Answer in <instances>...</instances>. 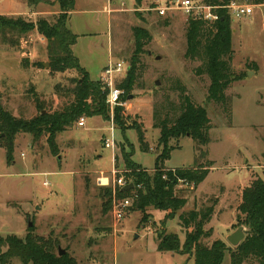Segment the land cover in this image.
I'll return each instance as SVG.
<instances>
[{"label": "rangeland", "instance_id": "obj_1", "mask_svg": "<svg viewBox=\"0 0 264 264\" xmlns=\"http://www.w3.org/2000/svg\"><path fill=\"white\" fill-rule=\"evenodd\" d=\"M13 1L0 0V15ZM119 1L79 0L70 15L69 28L78 36L74 54L92 80L100 78L111 59L130 68L135 51V27L146 28L151 33V40L140 54L138 80L129 90L128 102L109 105L110 120L85 116V126L77 121L73 127L56 134L57 153L51 150L47 134L36 139L29 133L18 134L11 162L6 149L0 147V233L4 237L23 238L31 221L37 234L45 237L52 234L58 246L79 264H177L179 261L188 264V258H193L190 254L164 257L158 253L157 237L176 233L184 242L180 214L216 203L205 226L211 235L204 242L210 245L221 239L230 245L226 234L232 233L245 218L239 212L244 188L257 179L264 182V4L238 0L256 5L254 14L231 18L235 50L232 68L245 76L226 91L232 97L230 120L219 105L207 98L209 77L194 72L201 62L185 57L189 16L182 12L159 16L153 8L155 0H124L126 4L121 9L125 10L110 17L108 7H115ZM25 3L53 9L52 0H42L36 5ZM19 11L4 15L36 21L41 17L53 19L59 13ZM254 64L257 70L252 69ZM50 66L48 40L36 29L19 33L0 28V102L14 115L26 119L36 116L34 96H39L50 111L62 109L73 101L72 89L78 72L52 71ZM248 71L254 72L249 76ZM178 81L196 103L206 106L213 124L211 142L198 148L197 142L188 136L173 140L172 144L178 146L164 165L189 167L196 161L209 159L214 162L211 172L196 188L183 182L176 185V194L188 199L182 210L171 212L148 207L144 213L131 209L115 225L112 198L110 208L106 194L108 189L112 192L114 171L125 172L123 157L130 153H134L132 160L153 171L162 152L158 148L160 130L154 127V111L159 109L164 117L170 102L179 105ZM116 108H122L125 132L114 122ZM134 121L143 124L149 151L141 149L137 131L132 128ZM106 138L115 140L114 148L105 147ZM12 264L21 263L15 259ZM222 264H231L229 253Z\"/></svg>", "mask_w": 264, "mask_h": 264}, {"label": "trees", "instance_id": "obj_2", "mask_svg": "<svg viewBox=\"0 0 264 264\" xmlns=\"http://www.w3.org/2000/svg\"><path fill=\"white\" fill-rule=\"evenodd\" d=\"M29 5H36L42 0H23ZM60 7V12L53 19L41 17L36 21L26 20L24 17H6L0 15V28H8L19 33L37 30L48 40L50 69L57 72L75 70L79 76L74 80L72 89L74 99L62 109L50 111L46 108L39 96H34L38 114L26 119L14 115L0 102V147L7 151V159H14L16 139L20 133H29L36 139L42 134L48 135V142L54 153L58 152L56 134L63 132L79 122L82 117L101 116L110 120V107L107 104V90L100 80H92L89 72L81 66L79 58L74 54L73 46L77 42V34L69 28V18L75 8L76 0H54ZM238 0H203L208 5L217 6L219 17L215 20L195 18L190 16L186 23L187 49L185 57L191 61H200L194 68L198 76L207 75L210 79L208 86V100L220 106L224 115L232 120V97L227 95V89L236 81L245 76L244 72L237 73L232 68L235 50L233 48L232 16L226 5ZM253 4H264V0H250ZM135 51L131 58V65L127 76L117 80V85L125 90L123 100L127 101L130 89H133L138 80L137 65L143 47L152 35L142 27L134 28ZM37 65V64H36ZM43 67V63L38 64ZM253 70H257L254 64ZM178 83L180 103L175 106L170 102L167 111L162 117L161 111H154V127L160 130L158 148L162 152L156 159L153 171L144 168L131 159L134 153L125 154L126 170L123 173L131 189L119 188L120 197L133 199L129 209L145 213L148 207L162 211L177 212L185 208L187 197L176 194V185L180 182L198 187L211 172L213 161H196L195 165L181 168H167L166 159L178 144L173 140L181 137H191L199 145L205 147L211 142L210 131L213 128L212 120L206 106L196 103L186 92V87ZM122 108L115 110V124L123 132L125 125L120 114ZM172 110V111H170ZM132 128L137 131L141 149L149 151L151 148L146 141V132L142 123L133 122ZM208 153V152H207ZM264 156V154H263ZM108 203L111 208V189L107 190ZM216 203L201 209H192L182 212L179 216V225L185 232V240L181 241L179 234H160L158 250L190 254L195 264H222L227 253L231 264H264V182L254 180L245 187L242 193V202L239 212L244 221L240 225L249 228L245 239L240 245L233 247L221 239L214 240L210 245L204 239L210 237L211 231L205 226L210 221ZM239 225V226H240ZM7 248L4 250V248ZM21 264H79L78 260L67 250L59 255V246L56 238L51 234L48 237L35 232L34 226H29L25 237L0 233V264H12L13 260Z\"/></svg>", "mask_w": 264, "mask_h": 264}, {"label": "built area", "instance_id": "obj_3", "mask_svg": "<svg viewBox=\"0 0 264 264\" xmlns=\"http://www.w3.org/2000/svg\"><path fill=\"white\" fill-rule=\"evenodd\" d=\"M256 5L248 3H240L238 1H232L226 8L229 10L230 15L235 19H242L245 17H251L254 14V8ZM154 10L159 16L168 17L175 12H182L187 16L195 18H203L208 20H215L219 17L216 12L217 6L208 5L202 0H155ZM129 67L123 62L111 59L104 67L100 77V81L107 90V103L111 107L116 105H126L128 102L123 100L125 90L117 85V80L124 78L127 75ZM78 125L85 126L86 118L82 117ZM112 129H114L112 127ZM115 140L106 138L105 147L114 148ZM115 177L112 186V215L115 225H118L125 219L126 214L133 205V199L129 197H120L118 195L119 188H124L129 184L125 179L122 172L114 171ZM119 174V175H117ZM46 185L48 182L45 183Z\"/></svg>", "mask_w": 264, "mask_h": 264}, {"label": "crops", "instance_id": "obj_4", "mask_svg": "<svg viewBox=\"0 0 264 264\" xmlns=\"http://www.w3.org/2000/svg\"><path fill=\"white\" fill-rule=\"evenodd\" d=\"M86 2H88V3H94V2H96L97 0H85ZM120 3L118 4V3H116V4H118V5H115V7H108V12H110L111 13V15H110V17H112L113 16V14H117L120 10H125V9H121V6L123 5H125L126 4V1H124V0H120L119 1ZM52 6H53V9H45V8H42V4H39L37 7H30V6H28L25 2H23V1H20V0H14L13 1V3H11L10 4V6H6V8H4V14H18L20 11L19 10H21V13L23 12V13H35V14H40V13H42V14H50V13H58V12H60V7H59V5L57 4V3H55L54 2V0H52ZM79 3V0H76V3H75V6L77 5ZM92 5H94V4H90V6H92ZM104 7L106 8L107 6L104 4ZM114 12V13H113ZM3 14V15H4ZM108 64V63H107ZM106 64V65H107ZM105 65V66H106ZM104 66V67H105ZM104 69V68H103ZM102 74V73H101ZM101 77V76H100ZM98 80H100V78L98 79ZM97 118V117H96ZM200 186V185H199ZM230 233H228V234H226V239H227V236L229 235ZM158 244V239H157V243H156V246H158L157 245ZM157 251H158V253H160V254H162V255H165L164 257H174L175 255H176V253L175 252H162V251H159L158 250V248H157ZM177 254H180V253H177ZM181 255H186V254H181ZM163 257V256H162ZM187 262H189L188 264H195V260H194V258H192V259H189L188 258V261ZM177 264H183L182 262H178Z\"/></svg>", "mask_w": 264, "mask_h": 264}, {"label": "water", "instance_id": "obj_5", "mask_svg": "<svg viewBox=\"0 0 264 264\" xmlns=\"http://www.w3.org/2000/svg\"><path fill=\"white\" fill-rule=\"evenodd\" d=\"M157 58L159 59L160 57L158 56ZM252 72H254V71H248V75L250 76ZM157 84H159L158 81H157ZM133 187H134V184L133 183H129L123 189H125V190L126 189H131ZM29 226H33V223L31 221L29 222ZM248 230H249V228L247 226H245V225L238 226L232 233H230L227 236V241L233 247H236V246L240 245L241 242L245 239L246 233H247ZM64 253H66V250L61 248V247H59V255H63Z\"/></svg>", "mask_w": 264, "mask_h": 264}]
</instances>
